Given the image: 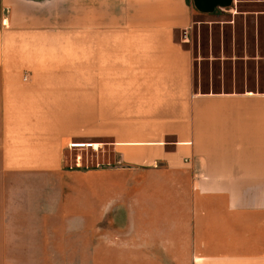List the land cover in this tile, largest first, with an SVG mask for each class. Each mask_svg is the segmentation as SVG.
<instances>
[{"label": "crops", "instance_id": "crops-1", "mask_svg": "<svg viewBox=\"0 0 264 264\" xmlns=\"http://www.w3.org/2000/svg\"><path fill=\"white\" fill-rule=\"evenodd\" d=\"M223 13L264 0H0V264H264V92L179 39Z\"/></svg>", "mask_w": 264, "mask_h": 264}, {"label": "rangeland", "instance_id": "rangeland-1", "mask_svg": "<svg viewBox=\"0 0 264 264\" xmlns=\"http://www.w3.org/2000/svg\"><path fill=\"white\" fill-rule=\"evenodd\" d=\"M179 39L193 54L197 91L264 92V23L257 37L251 20L234 18L230 13L199 16ZM79 153L86 161L95 152L87 147L73 149L68 153V161L74 163ZM84 237L85 244L95 240V234Z\"/></svg>", "mask_w": 264, "mask_h": 264}, {"label": "bare ground", "instance_id": "bare-ground-1", "mask_svg": "<svg viewBox=\"0 0 264 264\" xmlns=\"http://www.w3.org/2000/svg\"><path fill=\"white\" fill-rule=\"evenodd\" d=\"M91 144H84V143H78V144H75L74 146H90Z\"/></svg>", "mask_w": 264, "mask_h": 264}, {"label": "built area", "instance_id": "built-area-1", "mask_svg": "<svg viewBox=\"0 0 264 264\" xmlns=\"http://www.w3.org/2000/svg\"><path fill=\"white\" fill-rule=\"evenodd\" d=\"M75 144H78V143H72L71 146L72 147H79V146H74Z\"/></svg>", "mask_w": 264, "mask_h": 264}]
</instances>
